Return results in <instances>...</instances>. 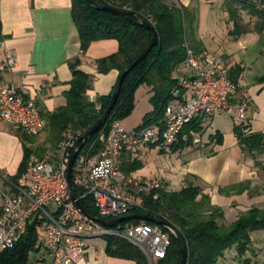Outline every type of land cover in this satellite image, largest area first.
Here are the masks:
<instances>
[{"label":"crops","instance_id":"0c3cea01","mask_svg":"<svg viewBox=\"0 0 264 264\" xmlns=\"http://www.w3.org/2000/svg\"><path fill=\"white\" fill-rule=\"evenodd\" d=\"M168 3L185 8L194 17L188 43L201 44V51L211 52L197 36L200 14L207 19L212 35L214 29H222L224 47L212 52L220 53L229 69L240 70L237 98L245 103L247 120L240 123L224 114L215 115L196 124L198 132L190 129L182 133L169 152L138 146L122 152L117 165L131 179L157 181L168 191L178 192L187 185L199 188L210 205L220 210L219 224L228 226L250 210L264 211V24L250 16L237 0H169ZM234 22L238 27L236 32H233ZM0 41L16 54L15 67L2 73L0 79L23 86L40 114H51L65 106L64 95L72 78L68 65L76 58L80 61L77 69L92 77L86 93L89 102L107 96L117 82V71L98 74L95 66L97 60L117 52V42L96 41L81 54L71 19V0H0ZM152 94L150 87L141 85L136 89L133 111L120 121L122 127L133 129L142 124L153 111L149 102ZM239 125L245 127L246 135L258 134L263 138L261 152L241 148L233 131ZM19 133L20 130L0 121V189L16 182L13 179L23 148L41 152L48 147L45 133H41L43 138L26 136L23 140ZM193 139L199 142L192 145ZM132 163L138 164L133 171ZM1 211L0 196V214ZM249 239V250L241 258L232 249L217 264H264V230L251 232ZM105 250V238H88L84 254L75 264H134L110 257ZM30 257L35 258V262L30 260L31 264H42V257L44 263L49 262L40 249Z\"/></svg>","mask_w":264,"mask_h":264},{"label":"built area","instance_id":"2783aa9c","mask_svg":"<svg viewBox=\"0 0 264 264\" xmlns=\"http://www.w3.org/2000/svg\"><path fill=\"white\" fill-rule=\"evenodd\" d=\"M0 50L1 75L13 70L16 54L5 48L3 42H0ZM228 71L221 54L195 53L185 47L184 61L172 73L174 86L158 122L133 129L113 122L96 133L87 149L78 151L72 168L73 187L82 191L81 198H91L98 218H119L132 207L139 206L138 194H147L160 187L155 181H134L125 176L117 165L122 152L138 146L169 152L187 126L218 114L246 122L245 103L237 98L238 87L228 79ZM0 121L28 136H36L44 127L27 90L1 79ZM76 142L68 133L43 157L31 154L16 182L0 189V254L16 244L28 227H33L39 249L49 259L44 263L42 257V264L77 263L84 254L85 240L93 237L126 241L143 254L148 264L163 259L169 237L161 227L140 224L105 228L76 207L65 181L67 160ZM198 142L193 139L192 145ZM96 144L100 148L91 155ZM76 200L79 202L80 198Z\"/></svg>","mask_w":264,"mask_h":264},{"label":"trees","instance_id":"16d2710c","mask_svg":"<svg viewBox=\"0 0 264 264\" xmlns=\"http://www.w3.org/2000/svg\"><path fill=\"white\" fill-rule=\"evenodd\" d=\"M90 1L122 11L126 15L124 18L99 12L88 7L84 0H71V19L77 32L81 54L85 53L93 42L101 40L117 42L118 48L115 54L95 62L98 74H106L115 70L119 78L138 57L151 37L148 30L138 25L139 22L148 23L157 33L156 45L124 77L115 106L102 129L107 128L113 122L124 120L132 113L134 92L141 85L150 87L153 93L149 100L153 111L143 119L142 124L150 125L158 122L162 118L166 102L174 86L172 73L184 61L185 47H189L188 40L194 17L185 8L168 3L169 0ZM237 1L250 16L264 24V0L258 3ZM237 30V24L234 22L233 32ZM192 50L195 53L201 52L200 48ZM79 63V59L76 58L68 65L72 78L69 82V90L64 95L65 106L51 114H40L44 121L45 142L51 151L68 133L74 136L80 145L82 136L102 115L115 87L114 85L107 96L97 98L94 103L89 102L86 93L90 90L92 77L77 69ZM239 72L238 68L228 71V79L236 86ZM190 129L194 132L199 131V127L192 123L182 133L185 134ZM244 130L243 125L233 128L241 148L247 152H261L263 138L258 134L246 135ZM20 133L21 140L28 136ZM181 134L178 136L179 139ZM96 136L97 134L87 140L82 149H87L94 142ZM99 148L98 144L94 145L90 154L94 155ZM39 153L38 150L33 152L28 148H23V157L14 181L24 172L31 154L39 158L43 157ZM136 168H138V164L132 163L130 170L133 171ZM119 169L125 176L128 174L124 168ZM72 174L74 179V171ZM73 188L75 196L80 198L79 203L85 213L91 218L98 217L91 198H81L82 191L75 185ZM136 197L139 206L132 207L123 216L142 214L152 219H161L171 225L177 230L183 241L186 250L185 264H217L218 259L226 251L232 249L235 251L236 257L241 258L249 250L250 233L264 230V211L256 209L240 215L231 225L219 224L220 210L210 205L209 199L201 194L199 188L191 185L183 187L178 192L168 191L160 185L159 188L153 189L147 194H138ZM140 224L153 225L149 222L133 220L119 226ZM161 229L168 234L169 247L165 257L155 264H179L180 251L174 236L167 229ZM105 241V251L108 256L130 260L134 264H148L143 254L126 241L115 237H106ZM38 251V240L34 229L28 227L24 236L16 244L0 254V264H31L30 256Z\"/></svg>","mask_w":264,"mask_h":264},{"label":"water","instance_id":"95a60500","mask_svg":"<svg viewBox=\"0 0 264 264\" xmlns=\"http://www.w3.org/2000/svg\"><path fill=\"white\" fill-rule=\"evenodd\" d=\"M84 2L88 7L93 8L99 12H106V13H109V14L114 15V16L126 18L125 13L122 11L116 10V9L108 7V6H102V5L96 4L90 0H84ZM138 25L140 27L148 30L151 33L150 40L148 41L146 46L143 48V50L140 52L138 57L132 62V64L119 76V78L115 84V87L112 91L110 100H109L106 108L102 112V115L93 124V126L82 136L81 144L79 145L78 142H76V144H75L73 150L71 151V153L68 157V160H67L66 169H65V181H66V184H67V187L69 190L70 198L72 201L75 202L76 207L83 213H85V211H84L83 207L80 205V203L76 200V196L74 194L73 180H72L73 164H74V161H75L76 156L78 154V151L83 147L84 143L87 140H89L90 138H92L99 130H101V128L106 123V120H107L109 114L111 113V111L113 110V108L115 106L116 99L118 96V92H119V89H120V86H121V83H122L124 77L147 56V54L150 52V50L157 43V33L152 26H150L148 23H146L144 21L139 22ZM93 220H94V222L104 226L105 228H114V227H116L122 223H126L128 221H133V220H138V221H142V222H149L153 225H157L161 228H165L174 236V238H175V240L179 246V251H180L179 264H185L186 263V250H185L183 241H182L179 233L171 225H169L167 222H165L161 219H152V218H149L148 216L142 215V214H132V215H127V216H121L119 218H115L112 220H103V219L98 218V217L93 218Z\"/></svg>","mask_w":264,"mask_h":264},{"label":"rangeland","instance_id":"374dc122","mask_svg":"<svg viewBox=\"0 0 264 264\" xmlns=\"http://www.w3.org/2000/svg\"><path fill=\"white\" fill-rule=\"evenodd\" d=\"M200 15L201 16H200L199 23H198V24H200V26L198 28L197 36L199 38H201V41H202L203 45L207 49H209V51H211L209 53L213 54L212 51H218L220 49L222 50V47H224L222 29H220V28L214 29L215 33L212 35L211 32H210V28H208L207 19L202 18V13ZM189 47L191 49H195L196 47L202 48L201 44H198L196 46L192 42L189 43ZM218 54H220V53H218ZM226 65L228 66V64H226ZM223 119L226 120L225 117H223ZM41 133H45V129L42 130L39 134H37L36 136H33V137H37V136L41 135ZM43 136L44 135H41L40 137L43 138ZM45 136H46V133H45ZM49 148L50 147L42 148L41 152L39 154H43V153L46 154V153L50 152L51 149H49ZM127 177L131 179V177H129V176H127ZM134 181H137V180H134ZM155 182H157V181H155ZM133 197H134V195H133ZM30 260L35 262V258L34 257H30Z\"/></svg>","mask_w":264,"mask_h":264}]
</instances>
